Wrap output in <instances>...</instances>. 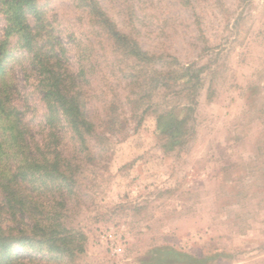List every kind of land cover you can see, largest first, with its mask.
Masks as SVG:
<instances>
[{"label": "rangeland", "instance_id": "1", "mask_svg": "<svg viewBox=\"0 0 264 264\" xmlns=\"http://www.w3.org/2000/svg\"><path fill=\"white\" fill-rule=\"evenodd\" d=\"M97 2L150 65L116 49L78 0H37L42 20L28 15L62 45V68L76 75L81 56L89 76L78 88L94 135L82 147L60 132L72 191L40 196L64 201L62 222L84 234L72 264H160L166 247L200 264H264V0ZM10 46L14 104L42 142L38 79Z\"/></svg>", "mask_w": 264, "mask_h": 264}, {"label": "trees", "instance_id": "2", "mask_svg": "<svg viewBox=\"0 0 264 264\" xmlns=\"http://www.w3.org/2000/svg\"><path fill=\"white\" fill-rule=\"evenodd\" d=\"M1 1L6 27L0 40V264L53 261L72 264L85 252L84 234L62 222L59 211L66 208L64 201L53 198L43 202L40 196L57 192L63 196L64 192L72 191L75 180L70 173L71 161L63 156L65 138H61L60 132L68 130L82 147H86V137L94 135V125L87 116L86 97L78 88L79 81L89 82V76L81 56L77 57L76 75L62 68L59 55L63 54V47L48 34L43 21L42 26H30L29 14L37 22L42 20L37 0ZM78 1L89 8L88 14L95 25L126 58L143 65L153 62V56L109 20L97 0ZM14 39L29 54L46 108L44 117L49 133L42 142L29 139L23 113L14 104L18 93L8 74L13 56L10 45ZM55 205L58 210L52 216L49 211H54ZM157 251L160 264L205 261L170 247ZM40 254L45 257L39 258Z\"/></svg>", "mask_w": 264, "mask_h": 264}]
</instances>
